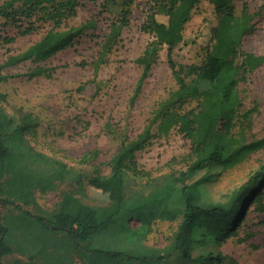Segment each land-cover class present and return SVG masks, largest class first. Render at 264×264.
Segmentation results:
<instances>
[{"label": "trees", "instance_id": "obj_1", "mask_svg": "<svg viewBox=\"0 0 264 264\" xmlns=\"http://www.w3.org/2000/svg\"><path fill=\"white\" fill-rule=\"evenodd\" d=\"M202 1L213 5L216 14L212 44L204 48L201 64L184 68L174 62L173 53L183 42L184 29ZM134 2L117 0L119 11L109 27L104 51L117 44ZM79 4V0H8L0 8V17L15 21L24 17L29 21L22 35L40 26H47L48 30L38 42L0 65V83L6 80L2 74L4 67L46 62L86 36L91 22L79 27L69 24L77 17ZM153 10L143 26L153 41L135 60L142 72L133 101L163 47L177 89L135 140L122 143L109 161V174L96 173L89 178L88 185L107 196V205L90 206L73 193H63L49 215H33L23 209L35 205L34 191L56 190L69 170L65 164L52 161L27 145L25 135L33 133L36 127L29 114L16 119L0 107V201L6 207L0 223V264H7L4 258L12 254L27 261L10 264H75L74 259L79 264H156L160 252L145 246L147 234L154 222H171L179 217L182 222L173 246L188 258L195 231H201L199 238L206 245L223 244L242 227L249 207H262L264 165L229 194L225 203L205 202L201 187L210 180L207 172L231 170L264 150V136L257 139L249 133L254 111L240 114L239 85L246 81V75L264 64V56L242 50V39L254 16L246 4L240 16H236L233 0H153ZM158 15L166 21H157ZM25 76L32 80L49 77V73L37 66ZM191 100L197 103L194 109L186 113L176 111V106ZM154 124L159 137L178 129L191 142L187 171L181 174L182 208L172 203L178 190L177 180L155 186L147 195L142 190L130 189L129 174L137 177L135 154L152 138ZM199 172H204L200 179L184 184ZM131 218L139 222L137 227L130 226ZM210 259L214 263L219 261L213 256ZM205 261L203 257L194 264Z\"/></svg>", "mask_w": 264, "mask_h": 264}, {"label": "rangeland", "instance_id": "obj_2", "mask_svg": "<svg viewBox=\"0 0 264 264\" xmlns=\"http://www.w3.org/2000/svg\"><path fill=\"white\" fill-rule=\"evenodd\" d=\"M8 0H0V8ZM78 15L70 26H92L76 45L40 63L24 62L14 67H4L6 80L0 83V107L16 119L24 114L31 116L36 125L33 133L26 134L27 145L52 161L65 164L67 176L54 191H34L35 205L25 206L33 215L45 216L58 206L63 193H73L81 202L90 206H105L108 198L101 191L88 185L96 173L106 176L110 172L109 161L122 143L135 140L153 121L155 112L169 95L177 89L167 63L166 47L159 53V60L152 67L138 97H133L142 68L135 60L142 56L153 37L143 26L153 10V0H135L127 26L122 30L116 45L104 51V41L111 22L119 11L117 0H79ZM235 15L240 16L243 4L254 16L251 28L242 39V50L256 56H264V0H233ZM157 21L166 18L158 15ZM17 20V19H16ZM29 21L0 17V65L38 42L48 30L40 26L22 35ZM216 26L214 7L202 1L193 11L183 32V42L176 47L173 60L181 67L201 64L204 48L212 44ZM12 40L7 43L6 40ZM48 71L49 77L28 80L25 76L35 67ZM186 81L189 80L185 76ZM240 114L253 110L251 132L254 138L264 136V64L239 85ZM196 101L176 106L178 113H186L196 107ZM143 150L135 154L137 177L130 187L149 194L155 186L177 180L178 190L172 198L173 205L184 207L181 194V174L187 171L191 142L178 129L167 136L156 134ZM264 165V150L246 162L228 171L214 169L207 174L210 180L202 187L205 202L225 203L228 196L239 188ZM204 172L186 179L184 184L200 179ZM1 200V199H0ZM259 205L247 210L246 220L236 234L220 245H206L200 240V230L195 231L194 241L188 247L189 257H183L174 249V238L182 219L156 221L147 234L145 246L158 250L160 260L156 264H194L205 258L204 264H264V196ZM6 207L0 201V223ZM131 227L139 222L131 218ZM211 256L219 258L211 262ZM27 261L12 254L4 263ZM75 264L79 262L74 259Z\"/></svg>", "mask_w": 264, "mask_h": 264}]
</instances>
